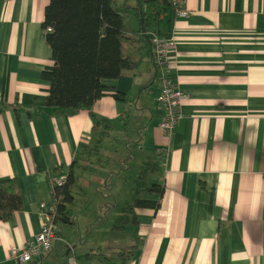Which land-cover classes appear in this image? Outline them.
Wrapping results in <instances>:
<instances>
[{"label":"crops","instance_id":"obj_1","mask_svg":"<svg viewBox=\"0 0 264 264\" xmlns=\"http://www.w3.org/2000/svg\"><path fill=\"white\" fill-rule=\"evenodd\" d=\"M48 1L0 0V179L17 178L23 200L0 219V264H19L10 247L39 230V209L54 200V176L72 165L79 187L59 220L71 231L56 233L47 252L24 264H69L70 257L76 264H264V0H185L187 16L161 13L160 33L175 37L170 75L185 94L170 133L159 126L152 45L125 41L124 53L138 62L102 79L104 94L92 111L109 128L97 148L103 123L94 129L86 109L45 104L49 83L41 71L53 63L41 27ZM136 2L116 0L121 9ZM131 15L137 26L127 25L137 28ZM128 133L142 162L158 163L151 183L163 192L146 195L157 205L137 206V223L125 235L126 226L116 230L111 222L121 213L115 185L137 159ZM80 185H88V199L99 189L110 195L81 213L86 226L69 212L81 207ZM132 244L128 259L111 253Z\"/></svg>","mask_w":264,"mask_h":264},{"label":"trees","instance_id":"obj_2","mask_svg":"<svg viewBox=\"0 0 264 264\" xmlns=\"http://www.w3.org/2000/svg\"><path fill=\"white\" fill-rule=\"evenodd\" d=\"M167 9L175 14L171 0H137L133 7L121 9L116 0H49L41 22L43 36L50 46L53 63L41 71L49 83L45 104L58 111L75 112L86 109L94 129L100 127L98 140L109 128V120L98 117L92 111L94 101L103 95V78L117 77L125 68L135 67L138 59L124 53L125 41H150L151 33H160V15ZM132 13L138 20L137 28L129 27L126 20ZM51 27L50 30H46ZM151 43V41H150ZM116 99H125L126 93L116 91ZM156 161L140 166L134 179V197L115 218L112 227L123 229L128 223H137V206L155 207V201L146 198L149 193H162L159 183L148 184L145 176L158 170ZM75 183L73 165L61 185H54L57 201V219H66V204L72 201ZM23 206L20 184L15 177L0 179V219L7 220L14 210ZM134 245H126L111 251L125 260L134 255ZM91 253H87L89 255Z\"/></svg>","mask_w":264,"mask_h":264},{"label":"built area","instance_id":"obj_3","mask_svg":"<svg viewBox=\"0 0 264 264\" xmlns=\"http://www.w3.org/2000/svg\"><path fill=\"white\" fill-rule=\"evenodd\" d=\"M176 16H187L188 9L185 0H171ZM47 27L46 30H50ZM173 34L151 33V45L153 48V61L156 67V80L159 91L156 102L162 110V117L159 122L160 128L170 133L181 115L180 107L185 94L177 87L170 75L168 63L169 52L174 45ZM157 153L164 151L163 147L156 148ZM66 176H54L52 185H61L65 182ZM41 224L39 230L31 237L25 239L19 246H11L10 257L16 259L19 264H24L38 257L50 249L51 241L56 237L57 223V201L42 203L39 209ZM69 264H76L73 257H70Z\"/></svg>","mask_w":264,"mask_h":264},{"label":"rangeland","instance_id":"obj_4","mask_svg":"<svg viewBox=\"0 0 264 264\" xmlns=\"http://www.w3.org/2000/svg\"><path fill=\"white\" fill-rule=\"evenodd\" d=\"M118 2H123L124 4H132L135 2V0H117ZM126 23L130 26H137V21L135 20V18L131 15L128 17V19L126 20ZM129 135H127V137L132 140L129 142V147L134 151V154L136 155L137 159L135 160V162L133 161L132 162V168H131V174L130 176H126V181L125 183H123L120 187L118 186V184L115 185V192H114V196L115 198L117 199V202H118V206L116 207V210H119L118 208H120L119 212L122 211V209H124L125 207H127L130 202L132 201L133 197H134V179L136 178V175L138 173V170L140 168V166H142V159H141V156L143 155L142 152H140L142 149H140L139 145L137 147V145H135V143L133 142V135H131V133H128ZM115 143H117V141H115ZM148 150V149H147ZM149 151V150H148ZM148 158L149 159H152V155L151 153H148ZM156 171L157 170H154V171H150L144 178V180H146V182L148 184H151V182L154 180V176H156ZM116 175H114L113 177H115ZM79 186L78 185H75L74 184V189H77ZM103 188V187H102ZM122 188H124V193H121V190ZM78 191H80V195L82 197V200H78V202H80L81 204V207L79 206H76L75 208H73L74 211L70 210L69 211L71 214L73 213H76L77 215V220H78V223L80 224V226H86L87 223H83L84 221L83 220H80V215H82L81 213H84V212H87L88 210L91 211V210H94V203H95V209H97V204L99 202H103L105 203L106 200H108V198L110 197L109 194H107V192H104V191H101L99 189V192H94L90 197L91 199H88L87 196L85 195L88 191V185H86L84 188L81 187L80 185V188L78 189ZM99 197V198H98ZM104 213L102 212V215ZM119 214L116 215V217L118 216ZM115 217V218H116ZM76 218V217H75ZM76 220V219H75ZM76 220V221H77ZM115 219L112 220L111 223L114 222ZM56 233H62L64 231V235L66 236L67 233L71 230H69V227H66L65 225H63V223L61 221H57L56 223ZM133 224L132 223H128L126 225V229L127 231L126 232H123L125 235H127L126 233H128L130 231V233L133 231ZM63 230V231H62ZM77 229H74L73 231L76 232ZM87 230V229H86ZM85 230V227L84 229H81V234L84 238L87 237V231ZM97 234H100V232H98Z\"/></svg>","mask_w":264,"mask_h":264}]
</instances>
